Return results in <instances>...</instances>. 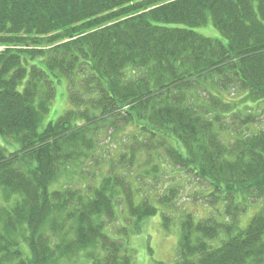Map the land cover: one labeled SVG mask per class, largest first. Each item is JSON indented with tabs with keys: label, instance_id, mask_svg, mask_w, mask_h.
Returning a JSON list of instances; mask_svg holds the SVG:
<instances>
[{
	"label": "trees",
	"instance_id": "trees-1",
	"mask_svg": "<svg viewBox=\"0 0 264 264\" xmlns=\"http://www.w3.org/2000/svg\"><path fill=\"white\" fill-rule=\"evenodd\" d=\"M209 22L220 39L197 32ZM0 49V137L15 147L0 145V191L14 198L0 209V264H66L83 252L93 264H135L109 228L124 203L119 232L140 233L156 206L135 205L114 170L97 185L54 186L81 173L103 134L131 127L124 155L129 168L150 166L143 188L155 187L159 162L203 187L204 218L181 210L179 187L156 197L181 214L172 264H264V127L252 131L250 106L264 103V0H0ZM63 80L70 108L46 123ZM228 119L241 130L231 135ZM163 221L169 229L171 215Z\"/></svg>",
	"mask_w": 264,
	"mask_h": 264
},
{
	"label": "rangeland",
	"instance_id": "rangeland-1",
	"mask_svg": "<svg viewBox=\"0 0 264 264\" xmlns=\"http://www.w3.org/2000/svg\"><path fill=\"white\" fill-rule=\"evenodd\" d=\"M197 32L209 38L220 39V35L213 29L211 22H209L206 26L197 29ZM230 94L231 97L228 99L235 102L243 97L242 94L237 97H233V95H235L234 92ZM250 104V106L256 107L255 112L259 115V118H257L259 122H256L257 127H252V131L257 132L259 129H262L261 127H264V103L259 105ZM69 105L68 83L66 80H63L57 85L56 98L53 101L50 113L47 115L46 123L57 121L67 110H69ZM227 121L231 122V128L233 127V129L230 130L232 135L236 132L234 129L239 127L238 121H236L233 126V119H228ZM238 129L241 130V127ZM132 131V127L123 128L120 132L112 134L110 140L107 138L108 135L105 136V134H103L100 137L99 146L93 152L90 160L84 161L81 173L72 177L70 182H66L68 177L63 176L59 180L58 184H55L54 186L57 188L65 187L68 183H71L70 185L74 188H79L81 185H86V187H88V184H90V186L97 185L101 182L103 177L109 175L111 171L114 170L115 174L124 178L126 184L130 187V195L132 196V200L135 205H141L144 201L149 200L159 209V211L156 216L144 221L141 225L142 228L140 233L136 234L133 226L127 229V234L120 233L119 231L126 225L124 218H129L128 206L127 204L122 203L118 207V217L115 222L116 228H109V236L112 238L126 240L127 246L134 256L135 264H172L178 257V249L181 238V214L175 208L171 210H162V207L156 197L166 194L167 190L171 188L179 187L177 202L179 198L178 205H181V210L186 213H192L196 217L204 218L209 214L207 213L208 209L202 205L204 203L202 196V193L204 192L203 187L200 186L196 180L186 179L184 175H180V173H167V171L163 170L165 169V165L162 162H159V166L161 168V172H159L160 174H157L160 176L159 180H149L155 187L151 189L149 185L147 188H143L144 183L140 184L138 176H142V171L144 170L151 171L150 166L133 165V167L130 166L131 168H129V165L132 162V154L124 155V151L126 152L127 149H131L130 145L131 143H134L133 140H130V138L132 139L134 137L132 135ZM138 141L140 142V139H138ZM0 145L7 147V144L2 137H0ZM7 148L12 151L15 147L10 146ZM121 160H123V162ZM145 160L146 155L141 158L140 162L145 163ZM113 167L117 169H113ZM167 170L168 172L170 171L168 166ZM129 171H134V175L129 173ZM137 171L139 175L136 176ZM4 196L3 192L0 191V209L1 206H6V203L10 205L14 201V198L11 203L9 201H5ZM120 198L124 200L125 195H121ZM261 207L262 204H255L247 210L241 218L242 228H246L248 226L251 219L259 212ZM164 213H168L172 217V224L169 229L164 227ZM223 240L224 238L221 236L217 241L211 242V245L213 247H220ZM86 254L88 253L83 252L74 262L66 264H93L92 259L87 257ZM95 254L103 256L100 249H96Z\"/></svg>",
	"mask_w": 264,
	"mask_h": 264
},
{
	"label": "bare ground",
	"instance_id": "bare-ground-1",
	"mask_svg": "<svg viewBox=\"0 0 264 264\" xmlns=\"http://www.w3.org/2000/svg\"><path fill=\"white\" fill-rule=\"evenodd\" d=\"M213 29L216 31V29L214 28V26L212 25ZM217 32V31H216ZM218 33V32H217ZM222 92H224V90H222Z\"/></svg>",
	"mask_w": 264,
	"mask_h": 264
}]
</instances>
